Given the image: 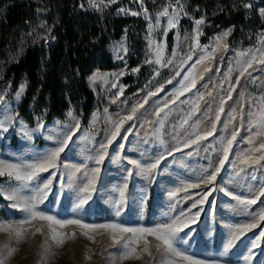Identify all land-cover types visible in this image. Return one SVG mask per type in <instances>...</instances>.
Instances as JSON below:
<instances>
[{
	"label": "rangeland",
	"instance_id": "1",
	"mask_svg": "<svg viewBox=\"0 0 264 264\" xmlns=\"http://www.w3.org/2000/svg\"><path fill=\"white\" fill-rule=\"evenodd\" d=\"M140 2L142 7L137 9L131 0H95V7L88 0L102 14L113 10L117 16L131 15L141 20L144 30L140 29L141 23H137L133 28H126L120 39L108 44L110 55L121 66L112 71L96 72L89 77V86L97 98L96 109L86 120L79 110L70 111L79 121V129L60 154L56 167L41 172L38 178L30 182L1 176L3 180L0 186L21 187L26 183L27 186L22 187V194L30 197L35 194L37 186L51 179V191L38 205L39 210L61 220L79 218L87 224L119 223L125 227L154 228L170 222L181 212L188 213L189 209L192 213L200 211L197 222L184 228L175 238L174 246L184 255L203 264H264V237L260 238L258 246L252 247L256 237L264 231V220L259 221L251 231H246L231 249L224 252L234 226L251 223L253 216L264 209V197H260L255 205L245 208L225 194L227 190L247 199L264 191V159H259L257 163L249 161L251 167L241 163L244 153L254 147L249 137L254 135L255 129L249 130L248 113L255 111L252 105H258L260 98L264 97V62H260L264 61V54L257 51L264 48L261 43L264 29L250 30L246 38L230 44L234 27H222L204 41L202 37L210 21L206 16L195 17L194 10L189 11L187 3L182 0ZM2 3L3 0H0V19L10 5ZM248 4L251 7H246L247 11L255 7L264 22V15H261L264 0H249ZM145 9L151 19L145 18ZM165 9L168 10L167 16L158 15ZM173 10L179 13V20L175 28L169 29L168 18ZM134 12L138 14L132 15ZM50 15L51 10L42 6L37 17L22 29L21 40L10 47L6 58L0 59V97H3L0 101V119L14 117L8 131H0V159L36 162L55 148L76 123L67 115L61 120L39 121L30 126L19 113L27 81H23L16 91H13L10 82L2 81L7 67L23 56L28 45L50 37L53 29ZM197 20L204 21L199 26L201 34L198 44L192 39L197 31ZM150 23L153 25L151 32ZM224 33L228 35L224 36ZM217 37L222 38V44L212 52ZM157 44L163 46L159 63L156 62ZM249 50L256 53V59L244 76H240L241 65L238 61L244 59L240 53ZM189 55L191 59H186ZM134 61L136 64L131 65ZM186 76L189 77L187 81L184 79ZM126 78L132 79L131 89L124 81ZM21 86L24 91L17 100ZM177 90L183 94L177 95ZM149 92L155 95L149 96ZM222 99L223 112H219L217 120ZM141 104L142 107L139 106ZM133 107L137 108L133 118L123 123L120 135L109 146L108 154L99 166L100 172L91 198L77 210L76 204L85 195L81 189L91 178V170L97 167L95 158L100 144L106 142L114 130L112 122L132 115ZM233 115L235 119H232ZM40 123H43L44 129L33 131ZM213 123L216 125L214 131ZM194 131L202 136L212 131V135L197 143H190L188 137ZM234 131L236 138L214 184L189 188L187 193L180 191L173 198L170 194L182 185L198 182L219 165L223 148ZM26 132L30 135H25ZM122 136L127 139L121 140ZM259 142L260 138L257 137L255 147H259ZM120 143L124 144L122 156L142 163H152L163 156L151 179L140 174L138 169H132L126 160L114 159ZM251 156L252 160H257L260 153L253 151ZM128 169H132L130 177ZM125 177H128L125 199L120 204V215L117 216L119 189L123 187ZM205 191L210 192L207 200L191 208ZM5 201L6 204L2 206L5 215L0 216V222L19 226L28 214L13 207V201ZM23 227L27 231L19 241L13 238L12 233L0 231V249H4L5 253L7 245L16 249L6 264H167L169 260L174 264H187L180 257L166 254L163 247L158 250L156 245L159 242L151 235L145 237L149 242L147 252L142 251L141 240L137 245L139 258L123 259L126 251L124 241L131 235L128 233L114 234L103 229L92 231L77 225H66L62 229L56 226L57 232L63 234L60 238L64 241L58 245L52 239L53 233L49 232L46 222L33 221L31 226ZM36 227L42 230L33 234ZM113 235L116 236L115 243ZM88 236L94 239L90 240Z\"/></svg>",
	"mask_w": 264,
	"mask_h": 264
},
{
	"label": "trees",
	"instance_id": "2",
	"mask_svg": "<svg viewBox=\"0 0 264 264\" xmlns=\"http://www.w3.org/2000/svg\"><path fill=\"white\" fill-rule=\"evenodd\" d=\"M132 1V0H131ZM194 10L195 17L206 16L209 24L202 39L209 40L220 28L234 27L230 44L249 33L264 29V22L254 7L247 11L249 0H182ZM8 9L0 19V59L21 40L26 23L37 17L45 6L51 10L53 29L48 39L30 44L23 56L10 64L2 81L10 82L16 91L23 81L28 86L19 107L24 121L34 126L39 121L64 119L71 110H79L84 120L97 106L89 86V77L101 71H112L121 65L113 60L107 46L120 39L126 28L144 23L131 15L117 16L111 10L102 14L88 0H3ZM197 11V12H196ZM142 49V44L139 46ZM135 61L131 65H135ZM126 85L133 86L126 78ZM131 85V86H130ZM3 177L0 176V182ZM6 201L0 195V216Z\"/></svg>",
	"mask_w": 264,
	"mask_h": 264
},
{
	"label": "snow or ice",
	"instance_id": "3",
	"mask_svg": "<svg viewBox=\"0 0 264 264\" xmlns=\"http://www.w3.org/2000/svg\"><path fill=\"white\" fill-rule=\"evenodd\" d=\"M114 2V0H112ZM89 3L95 7V0H89ZM245 7H251L250 4L245 5ZM182 10V9H181ZM138 13H132V15H137ZM160 16H167L168 10L165 9L162 13L158 14ZM261 15H264V9H261ZM145 18L151 19L147 16V10L145 9ZM179 20V13L175 10H173V13L168 18V28L172 29L175 28ZM203 20H197L195 23L197 25V31L195 33V36L192 37L195 43L198 44V37L201 34L199 32V26L203 23ZM157 25L159 24V19L156 21ZM153 28V25L149 24V31L151 32ZM167 31V30H166ZM165 31V35H166ZM228 33H224V36H227ZM187 39V38H186ZM262 44H264V39L261 41ZM222 44V38L217 37V43L216 47L212 49V52H215L217 48H220ZM225 48L226 45H223ZM162 45L157 44L156 45V55L157 60L156 62H160V53L162 50ZM125 52L127 49H123ZM191 51V49H190ZM264 54V48L257 50ZM242 57H244L243 61H238L240 66V76H244L245 72L247 71V68H250L252 66L253 60L256 59V53L249 50V52H242L240 53ZM186 59H191V56H187ZM203 59V58H202ZM151 62V61H147ZM264 62V61H260ZM171 63V61H169ZM138 69H134V71H137ZM177 75H179V72H177ZM186 81L189 79V77L184 78ZM92 80H95V77L92 78ZM169 83L171 81H168ZM193 81V86H194ZM239 83V79H237V84ZM115 86V85H113ZM162 87V86H161ZM183 87V85H182ZM24 87L21 86L19 92L17 93V100H19L20 96L23 94ZM120 91L122 92L123 89L121 88ZM159 91V89L157 90ZM231 91V86H230ZM177 95H182L183 93L180 90H177ZM149 96L155 95L154 92H149ZM230 98V97H229ZM3 97H0V101H2ZM223 99L221 101V107L218 110L216 119L219 120V112H223ZM142 107L143 105H139ZM253 108H255V111H250L248 113L250 119H249V130L252 131L255 129L254 135L249 137V142L253 143L254 147L253 149H250L249 152L244 153L241 163L245 164L249 167H251V164L249 161H252V163H257L259 159H264V97L260 98L259 104L257 105L254 103L252 105ZM137 108L133 107L132 109V115H128L126 117L121 118L120 120L113 121V131L111 132L110 136L106 139V142L100 144V150L98 155L95 158V163L97 165L96 168H93L92 176L89 178L88 183L81 189V192L85 195L81 196L79 199V202L76 204V209L79 210L83 207L84 204L87 203V201L91 198V191L95 190V180L97 175L100 172V165L103 163L105 156L108 154V148L113 144V141L117 139V137L120 135V129L123 126V123L126 120H131L133 118V115L135 114ZM68 115L76 121L74 126H72L68 133L64 135V138L62 140H59L57 142V146L53 148L46 156H44L42 159L32 162V163H24L22 161L19 162H12L6 159H0V176H7L9 179H15L17 181L21 182H30L36 178L39 177V174L41 172L48 171L49 168H55L56 162L60 157V154L64 151L65 147L68 145L69 141L72 139V135L75 133L76 130L79 129V121L76 120V117L69 112ZM232 119H235V115L232 116ZM14 120V117L8 116L4 119H0V131H8L9 127L11 126L12 122ZM186 122V121H185ZM215 123L212 124V131L215 130ZM44 129L43 123L38 124L37 128L33 131H42ZM127 131V130H126ZM212 131H207L205 135H200L198 131H194L189 137L190 143H197L200 140L206 139L207 136L212 135ZM25 135H30V133H25ZM192 136H195V139H192ZM257 137L260 138L259 147H255V142ZM51 138V137H49ZM236 138V132L234 131L232 133V137L230 139H227V144L223 148V158L219 160V165L212 169L210 172H207L198 182L193 183H187L182 185L181 188H178L175 192L171 193L170 195L175 198L176 194L180 191H184L187 193L189 188H200L201 185H204L205 187L211 184H214L216 181L217 175L220 173L221 169L223 168L225 161L228 159L229 150L231 149V146L233 144V141ZM126 136H122L121 140H126ZM187 146V145H186ZM124 150V144L120 143L118 145V148L116 149L117 155L114 157L116 160L124 159L127 161L129 165L132 166V169H138L140 174L144 175L146 178L151 179L154 171L158 168L161 159H163V156L158 157L154 162L152 163H142L141 161L137 159H133L130 157L122 156L121 153H123ZM179 150V149H177ZM259 152L260 156L257 160H252L251 152ZM132 169H128V177L132 175ZM243 171V169H241ZM128 177H125V182L123 187L119 189L120 194V200L117 201V211L116 215H120V204L125 199V190L127 189V179ZM52 181L51 179L47 180L43 183L42 186H37L35 190V194L26 197L22 194V187H26V183L22 184L21 187H4L0 186V195H3L5 199H8L10 201H13V207H18L22 211L26 212L27 218L21 222V224L13 225L9 223H3L0 222V231H7L13 234V238L19 241L24 233L27 231L26 228L23 227V225H29L31 226V223L33 221H41L46 222L49 232L53 233L52 239L56 241L58 245H61L64 241L62 238V233L57 232V227L64 228L66 225H77L81 229H89L92 231H95L97 229H103L105 231H110L112 233H120V234H131L128 238L124 241V246L126 247V251L123 255V259H129V258H139V254L137 253V245L140 243L141 240H143V252H147L149 248V242L145 238L146 236H154L155 239L159 242L156 245V248L159 250L161 247H163V251L166 254H170L174 257H180L184 261H187V264H203L202 261L194 259L191 256L184 255L183 252L178 250L174 246V241L177 235L184 230V228H188L190 224H195L197 222L198 217L200 216V211H196L195 213L191 212V209H189L188 213L181 212L178 216L173 217L170 222L159 224L154 228H145V227H125L119 223H101V224H87L82 223V221L79 218H72L67 220H61L58 219L54 215L46 214L44 211L39 210L38 205L43 203L44 200L47 198L48 193L51 191L50 185ZM210 194L209 191H205L201 195V199L199 201H195L191 208H196L198 204H203ZM225 194L228 196H232L233 199L237 200V202L240 205L245 206V208L255 205L257 201L260 199V197H264V191H260L258 194H253L252 198H241L240 196L234 195L231 191L225 190ZM188 198V197H185ZM261 220H264V209H261L258 213H256L253 216V220L251 223H245L241 225L234 226L232 237L229 239L227 243V247L224 249V252L226 253L228 249H231L233 247V244L236 240L239 239L241 235H243L246 231H251L252 228H255L257 226V223ZM42 230L41 227H36L33 234L35 232H40ZM87 235V233H84ZM75 235L74 233L72 234ZM261 237H264V231L259 233V236L256 237V243H253L252 247L255 248L258 246V242ZM90 240H93L94 238L92 236H88ZM113 242H117L116 236L113 235ZM6 253L4 249H0V264H6V260L10 258L14 252L16 251L15 248L10 247V245L5 246ZM251 255V253H250ZM90 258V257H89ZM247 259V257L245 258ZM167 264H174V261L169 260L167 261Z\"/></svg>",
	"mask_w": 264,
	"mask_h": 264
},
{
	"label": "built area",
	"instance_id": "4",
	"mask_svg": "<svg viewBox=\"0 0 264 264\" xmlns=\"http://www.w3.org/2000/svg\"><path fill=\"white\" fill-rule=\"evenodd\" d=\"M131 2H132V5L134 7H136L137 9H141L142 4H141L140 0H132Z\"/></svg>",
	"mask_w": 264,
	"mask_h": 264
}]
</instances>
